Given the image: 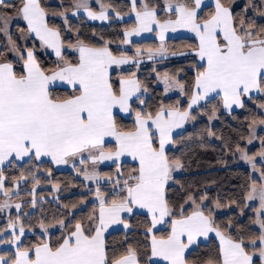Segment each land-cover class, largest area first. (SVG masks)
I'll return each instance as SVG.
<instances>
[{
	"label": "snow or ice",
	"instance_id": "1",
	"mask_svg": "<svg viewBox=\"0 0 264 264\" xmlns=\"http://www.w3.org/2000/svg\"><path fill=\"white\" fill-rule=\"evenodd\" d=\"M0 264H264V0H0Z\"/></svg>",
	"mask_w": 264,
	"mask_h": 264
},
{
	"label": "trees",
	"instance_id": "2",
	"mask_svg": "<svg viewBox=\"0 0 264 264\" xmlns=\"http://www.w3.org/2000/svg\"><path fill=\"white\" fill-rule=\"evenodd\" d=\"M55 2V0H52ZM97 26H99L97 24ZM152 40H147L145 43H152ZM170 44L179 45L181 42L179 40H170ZM168 67L177 66L174 62H166ZM160 68H164L165 65H159ZM224 123L216 121V130L218 133H222L224 136L231 135V129L228 127L229 122L234 124V121H230V118H224ZM190 131H193L189 127ZM219 141L213 139L211 141V146L216 147V151H212L211 147L207 150H203L198 146L197 142H191L190 146L186 150L185 161L190 165L187 171L179 173L177 176L183 180L186 184L198 185L201 189L207 188L210 195H216L220 192L223 195L230 190H234L233 186L236 183L237 177L234 175L235 171H243V166H238L229 163L226 167L225 165L218 163V159L222 155L219 150ZM179 154V153H177ZM59 175L64 178L69 175L68 171L59 173ZM119 234H115L114 237L110 239L118 240Z\"/></svg>",
	"mask_w": 264,
	"mask_h": 264
},
{
	"label": "crops",
	"instance_id": "3",
	"mask_svg": "<svg viewBox=\"0 0 264 264\" xmlns=\"http://www.w3.org/2000/svg\"><path fill=\"white\" fill-rule=\"evenodd\" d=\"M176 35H179V34H176ZM189 127H191V126H189Z\"/></svg>",
	"mask_w": 264,
	"mask_h": 264
},
{
	"label": "rangeland",
	"instance_id": "4",
	"mask_svg": "<svg viewBox=\"0 0 264 264\" xmlns=\"http://www.w3.org/2000/svg\"><path fill=\"white\" fill-rule=\"evenodd\" d=\"M244 167V166H243ZM179 173H177V175H178Z\"/></svg>",
	"mask_w": 264,
	"mask_h": 264
}]
</instances>
